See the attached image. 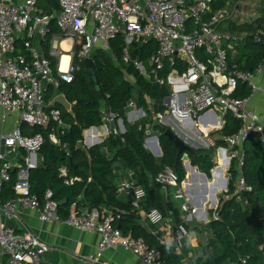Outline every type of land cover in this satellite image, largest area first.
Returning <instances> with one entry per match:
<instances>
[{"label": "built area", "instance_id": "built-area-1", "mask_svg": "<svg viewBox=\"0 0 264 264\" xmlns=\"http://www.w3.org/2000/svg\"><path fill=\"white\" fill-rule=\"evenodd\" d=\"M213 1L57 0L59 9L47 12L39 0H0V264H41L49 248L31 231L19 233L8 224L9 220H20L24 209L34 210L42 222L58 221L83 232L99 233L101 241L95 254L86 257L89 264H106L101 260L103 253L118 246L131 251L143 264H166L156 246L150 245L143 237L124 235L114 225V221L120 218V211L85 206L62 218L60 203L53 190L49 189L42 200L31 189V170L38 167L39 154L46 140L70 156L67 143L59 136L60 128L66 125L59 109H49L52 101H46L47 89L50 86L58 89L62 81L73 80L75 55L85 60L97 47L110 49L109 41L120 34L125 40V62L131 61L129 49L134 42L146 44L154 40L158 43V50L148 64L141 60L133 62L141 74L173 89L164 99L162 111L156 110L152 104L144 108L131 101L128 122L139 124L151 118L154 123L181 133L188 132L191 129L189 123L196 122L211 110L219 108L225 113L231 112L242 120L243 125L234 135L223 138L225 147L217 146L216 149L225 153L229 164L228 183L233 159L238 161L240 175L232 194L228 192L227 183L223 200L239 196L243 191H252L242 171L245 158L242 145L251 134L257 133L264 151V127L257 114L248 107L250 97L238 98L234 92L239 81L248 82L253 90L259 88L254 79L264 75V61L254 72L230 70L228 51L234 49L237 37L218 29L230 12L225 7L212 13ZM54 22L60 34L53 36L49 52L57 59L56 72L42 44L51 33ZM224 38L229 43L225 44ZM37 39L41 42L40 48L35 44ZM19 40L23 41L24 52L17 53ZM64 40H69L71 46V59L65 70L62 69V57L66 52L62 47ZM256 40L264 43L263 29L257 32ZM201 52L205 60L200 58ZM179 65H184L186 70L181 72ZM168 66L171 69L167 76H161L160 72L166 71ZM100 115L101 126L93 125L84 131L85 140L91 146L127 130L124 120L110 106L102 108ZM9 119H12L13 126L7 130ZM23 124L28 127L51 126L49 137L43 133L28 134L22 129ZM140 130L143 129L140 127ZM144 132L145 147L154 153H162L159 136L152 130L151 123L146 124ZM210 145L215 147L216 143ZM104 151L109 153L106 147ZM14 173L17 177L13 186L16 196L3 201L4 185L12 180ZM68 174V168L62 167L61 175L66 177L67 184L81 179L78 176L69 178ZM124 175L118 184V192L125 194L133 207L141 209L147 196L146 189L138 183L133 170L126 169ZM187 181L180 180L173 168L166 167L151 178L150 183L172 190L173 199L180 202L183 222L173 224V210L168 211V216L157 207L144 213L149 223L170 234L165 237L161 234L163 229L152 230L160 243L175 244L179 251L190 235L186 225L188 218L196 212L191 209ZM213 218L221 219V216L215 212ZM242 263L248 264L247 259H242Z\"/></svg>", "mask_w": 264, "mask_h": 264}, {"label": "trees", "instance_id": "trees-1", "mask_svg": "<svg viewBox=\"0 0 264 264\" xmlns=\"http://www.w3.org/2000/svg\"><path fill=\"white\" fill-rule=\"evenodd\" d=\"M47 12L54 9L48 0H39ZM227 6V0H214L212 13ZM59 9V8H58ZM220 31L230 36H236L234 49L228 51V60L231 71L254 72L259 63L264 61V43L256 40L259 30H264V0H260V15L252 21L238 24L233 21L221 23ZM55 34H60L56 22L52 23L51 33L46 41L42 42L46 56L52 61L56 72L57 59L50 55V42ZM228 40L227 38H224ZM110 49L97 47L91 54L97 70L98 87L102 91V97H97L95 85L85 60L73 57L75 71L71 82L62 81L58 90L65 94L73 104L72 111L62 105H51L61 111L62 119L66 127L60 128L59 136L62 142L67 143L70 156L57 145L50 147L43 145L40 151V160L37 168L31 170V189L42 200L45 193L51 189L55 199L60 203L59 215L67 218L71 215L73 206L76 210L82 207L102 208L112 210L124 209L127 214L120 211L119 219L114 225L119 227L124 235L135 238L143 237L150 245L156 246L162 253V259L166 264H187L183 253L175 244L160 243L150 229L144 227L139 216L132 211L131 202L125 205L118 195L117 176L113 172L114 165L120 163L123 167L135 171L139 184L146 189L147 196L143 202L146 210L157 207L165 216L173 210V224L183 222L182 210L169 197L163 194L161 185H151V178L157 176L166 167L173 168L184 180L186 169L182 160L183 153H179L165 134L166 126H155L160 132V144L163 156L158 158L150 153L143 145L144 131L137 126L127 125L126 132L122 135H110L103 143L89 148V156L80 149L77 143L83 139L85 128L101 123L100 110L103 101L120 115H124L126 106L130 100H135L140 106H147L149 96L158 111L164 110L163 101L171 95L168 86L159 85L154 79H148L135 67L134 60L148 63L157 52L158 43L154 40L146 44L134 42L129 49L131 61L125 62L124 35L120 34L109 41ZM75 50H77L75 48ZM16 51L24 52L23 41L17 42ZM203 58L204 54H199ZM181 72L186 68L178 66ZM160 72L161 76H167L170 71ZM126 74L129 78H126ZM134 80V81H132ZM56 88L50 86L47 89L46 101L53 100ZM251 87L247 82L239 81L234 92L238 98H246L251 94ZM54 125V124H52ZM241 119L228 112L225 116V125L219 131L220 139L216 141L218 146H226L224 137L234 135L242 127ZM22 129L28 134L43 133L49 137V128L28 127L22 125ZM109 150V154L104 151ZM244 165L242 168L246 182L252 186V191H243L239 196H234L221 201L218 209H211V220L203 226L187 223L189 231L195 230L199 234L207 233L205 242H202V264H243L242 259H247L248 264H264V151L257 133L251 134L244 142ZM214 148H199L195 155H190L191 164L212 177L214 163ZM25 154V153H24ZM237 159H233L230 167L231 178L228 183V192L235 190L236 181L240 175ZM68 168V177H80L73 183L67 184L66 177L61 175V168ZM67 177V178H68ZM16 173L12 180L4 185L2 200L6 201L16 196L14 183ZM126 206V207H125ZM217 212L221 219H214Z\"/></svg>", "mask_w": 264, "mask_h": 264}, {"label": "crops", "instance_id": "crops-1", "mask_svg": "<svg viewBox=\"0 0 264 264\" xmlns=\"http://www.w3.org/2000/svg\"><path fill=\"white\" fill-rule=\"evenodd\" d=\"M238 1L239 0H236V2L234 3L227 2L226 8L229 10L230 15L222 23L226 21L227 22L233 21V22H237L238 24H241L248 21H252L260 15V0H258V2L256 3H250L247 1H242V3H237ZM221 32L223 33V31ZM223 42L225 44L229 43V41L226 39H224ZM35 44L38 48L41 47V42L38 39L35 40ZM62 47H63V43H62ZM202 59L205 60L204 57ZM126 78L130 79L129 75L126 74ZM148 79H152V78H148ZM254 80L255 83L259 85V88L257 90H253L251 88L252 89L251 94L250 96H248L250 97V102L248 107L257 114L260 121L259 123L264 127V75H258L255 77ZM248 85L251 87L249 83ZM168 87L171 89V93H172L173 92L172 87L169 85ZM60 93L62 92H60L57 89L55 96H57ZM146 98H147L146 107L140 106L135 100H130L126 106V111L124 115H120L114 110L113 111L119 114V117L124 120V122L126 123V127L127 125H133V126H137L139 130L141 127L143 130L140 131H144V127L146 126V124L151 123L152 130L156 135L159 136L160 132L155 130V126H164V125L154 123V121L151 118H149L147 121H141V123L139 124H133L128 122L127 120L128 113L132 110V107L130 106L131 101H134V103H136L138 107L148 108V106L152 104L155 108V105L153 101H151L150 97L146 96ZM105 106H110V105H107L106 102L103 101L102 108H104ZM211 111L212 112H209L204 116H202L200 119L196 120V122L189 123L191 129L188 132L179 133L180 135L185 137L190 142L191 145H193L192 142L196 144L197 146L195 145L193 146H195L197 149L205 148V146L208 147L210 146V148H214L213 159L215 165L212 169V177L211 178L207 177V182L202 177L201 173L203 172H201L200 170H197L199 173L198 174L199 177H197L198 175L196 177L195 176L190 177V175L187 172L188 169L184 164L186 169L185 178H187L186 180H188L187 193L190 198L191 209L192 208L196 209V212L194 214H191L190 216L188 214L189 218L187 223L196 226H203L211 220L209 211L211 209H215L217 206L218 207L221 206V201L223 200L224 194L226 193L225 189L228 183L226 176H227L229 164L227 163V160L225 158V153L223 151L221 152L217 151L216 149V147L218 146L217 144L215 147L210 145L212 143H216V141L220 139L219 131L225 125V116L228 112L225 113L223 112V110L221 109L219 110V108H216ZM0 115H1V109H0ZM215 121L217 122L215 123ZM7 125H8L7 130H10L13 126L12 119L8 120ZM95 126L100 127L101 123ZM202 126L206 127V130L203 129ZM166 127L170 128L168 126ZM82 140L85 141L87 146L91 147V145L87 143L85 140L84 132H83ZM143 145L145 147L144 142ZM146 149L150 153H152L155 157L160 158L163 156V150L162 153L160 151L154 153L150 149L148 148ZM189 162L191 163L190 158H189ZM126 169L127 168L123 167V165H121L120 163H116L114 165L113 172L115 170L114 173L117 176V184H119L120 181L123 179V176H125L124 173ZM196 169L198 168L196 167ZM162 191L166 197H169L171 200H173L174 203L176 202L177 204L179 203L180 206V202L173 199L172 190H166L162 187ZM220 192H222L221 197H218L217 195ZM118 195L119 198L122 200V202L125 205H128L130 199L125 194L118 192ZM132 208H133L132 211H135V213L139 216L140 223L144 227L150 229L151 232L152 230L163 229L162 227L154 226L147 221L144 213L148 210H146L143 207V204L141 209H137L133 206ZM126 209L127 208L117 209V210H113V212L122 210V212L127 214L128 211ZM73 211H76L74 206L72 212ZM8 224L13 226L19 233L31 231L34 235L38 236L44 243L48 245L49 248L43 255L41 264H89L86 257L95 254L97 250V246L101 241V235L97 232H89V231L83 232L77 229L76 227L58 221L42 222L39 218V215L34 210L31 209H24L20 220H9ZM161 232H162L161 233L162 236L170 237V234L164 229L161 230ZM206 234H207L206 232L203 234H199L195 230L190 231L189 237L185 240L186 242L185 246L180 251L183 253L185 263L202 264L203 248L201 243L205 242V238L207 236ZM101 260L106 264H143L136 255H134L131 251L124 249L122 246L107 249L103 253ZM227 264H231V263H227Z\"/></svg>", "mask_w": 264, "mask_h": 264}, {"label": "water", "instance_id": "water-1", "mask_svg": "<svg viewBox=\"0 0 264 264\" xmlns=\"http://www.w3.org/2000/svg\"><path fill=\"white\" fill-rule=\"evenodd\" d=\"M48 1L50 2V4L52 5V7L55 10L58 9L57 0H48ZM85 65L89 69V73L93 78L96 96L102 97V91L98 87L97 70H96L94 60L91 57L86 58L85 59ZM52 105L53 106L62 105L64 108H66L69 111H72V108H73V104L67 99V97L63 93H60L53 98ZM216 122L217 121H215V123ZM165 134L168 137V139L174 143V146L178 150L179 153L187 152L190 155L196 154L197 148L195 146L191 145L190 142L185 137H183L182 135H180L179 133L174 131L172 128H167L165 131ZM45 144L50 146V147H53V144L49 140H46ZM89 148L90 147L86 145L84 140H80L77 143V149L84 151L86 153V155L89 156V159L91 161V155L89 152ZM188 154L184 155L182 160L185 162L187 169L189 171H191L192 174L196 177L199 173H198L197 169L194 166H192L191 163L189 162V155ZM201 175L204 178V180L207 182L206 174L201 173ZM186 179L187 178H185V180Z\"/></svg>", "mask_w": 264, "mask_h": 264}, {"label": "bare ground", "instance_id": "bare-ground-1", "mask_svg": "<svg viewBox=\"0 0 264 264\" xmlns=\"http://www.w3.org/2000/svg\"><path fill=\"white\" fill-rule=\"evenodd\" d=\"M69 45H70V42H69V40H64L63 41V47H64V50H66L67 52H64V54H63V57H62V60H63V62H62V69L63 70H65V69H67V67H68V63L70 62V55H69V51H70V47H69ZM202 128L203 129H205L206 130V127H204V126H202ZM199 176V175H198ZM212 194V193H211Z\"/></svg>", "mask_w": 264, "mask_h": 264}, {"label": "rangeland", "instance_id": "rangeland-1", "mask_svg": "<svg viewBox=\"0 0 264 264\" xmlns=\"http://www.w3.org/2000/svg\"><path fill=\"white\" fill-rule=\"evenodd\" d=\"M242 1H247V2H250V3H256V2H258V0H239L237 3H242ZM227 2H229V3H234V2H236V0H227ZM230 7H231V6H230ZM192 144L195 145V146H197V145L194 144L193 142H192ZM205 148L209 149L210 147L205 146ZM195 168H196V167H195ZM197 170H199V169H197ZM187 172H188V174L190 175V177H191V176H194L193 174H191V171L187 170ZM197 177H199V176H197ZM212 179H213V178H212ZM221 194H222V192H220L217 196H218V197H221ZM209 218H210V217H209Z\"/></svg>", "mask_w": 264, "mask_h": 264}, {"label": "flooded vegetation", "instance_id": "flooded-vegetation-1", "mask_svg": "<svg viewBox=\"0 0 264 264\" xmlns=\"http://www.w3.org/2000/svg\"><path fill=\"white\" fill-rule=\"evenodd\" d=\"M69 47H70V45H69ZM66 51V50H65ZM67 52V51H66ZM69 53V52H68ZM69 55H70V53H69Z\"/></svg>", "mask_w": 264, "mask_h": 264}]
</instances>
